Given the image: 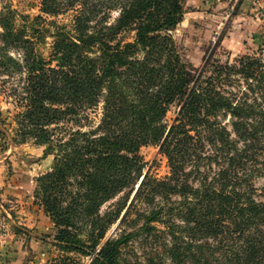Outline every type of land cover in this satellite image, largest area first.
Listing matches in <instances>:
<instances>
[{"label":"trees","instance_id":"obj_1","mask_svg":"<svg viewBox=\"0 0 264 264\" xmlns=\"http://www.w3.org/2000/svg\"><path fill=\"white\" fill-rule=\"evenodd\" d=\"M76 1L72 28L54 35V66L34 53L10 13L0 20V72L25 71L17 132L54 155L36 195L58 226V246L91 254L71 228L89 218L98 224L101 205L128 189L110 222L125 211L119 232L97 247L90 264H137L123 250L139 236L173 264H264L263 48L190 68L170 33L184 0H69ZM58 9L56 0L42 1L43 12ZM123 29L134 31L132 42L115 40ZM7 47L22 52L16 57ZM99 101L102 116L91 129L64 122L87 120L84 112ZM148 143L167 158L169 173L161 178L141 172L138 150Z\"/></svg>","mask_w":264,"mask_h":264},{"label":"rangeland","instance_id":"obj_2","mask_svg":"<svg viewBox=\"0 0 264 264\" xmlns=\"http://www.w3.org/2000/svg\"><path fill=\"white\" fill-rule=\"evenodd\" d=\"M42 1L0 0V20L10 13L15 28L30 37L34 53L54 66V35L60 27L65 30L72 28L79 2L72 5L69 0H56L61 9L47 14L42 11ZM48 3L53 4V0H48ZM184 10L181 22L170 33L178 54L188 67L200 68L207 57L231 63L243 54H256L259 48L264 50V0H184ZM116 17L117 11L113 10L109 21ZM115 38L122 43L132 42L134 31L123 29ZM6 51L16 57L22 52L11 47H7ZM137 55L141 56V53L137 52ZM24 73L0 72V264H90L97 247L119 232L120 219L125 211H121L116 221L110 222L117 216L128 189L101 205L99 216H104V219L98 224L92 223L89 218L71 228L92 251L91 254L68 251L58 246V226L36 195L37 180L53 168L54 155L45 154L44 145L35 143L32 138L23 139L17 132ZM238 85L242 86L239 82ZM102 104L99 101L84 112L87 120L77 124L69 120L64 122L68 127L89 130L99 123ZM177 110L175 102L167 111L164 123L170 125ZM138 154L144 163L141 169L143 175L148 173L161 178L169 173L167 158L159 152L157 144L142 145ZM141 177L133 190L139 186ZM262 183V179L256 181L257 186ZM132 196L133 193L128 198V204ZM118 201L121 203L117 206ZM110 211L111 214L105 217ZM154 224L157 228L164 227L162 223ZM131 241L129 247L123 250V257L128 260L137 264H173L160 247L158 252L155 251L151 240L145 241L139 236ZM94 242L98 244L92 250L90 246Z\"/></svg>","mask_w":264,"mask_h":264},{"label":"water","instance_id":"obj_3","mask_svg":"<svg viewBox=\"0 0 264 264\" xmlns=\"http://www.w3.org/2000/svg\"><path fill=\"white\" fill-rule=\"evenodd\" d=\"M141 181V180H140ZM137 187H138V185H137Z\"/></svg>","mask_w":264,"mask_h":264}]
</instances>
